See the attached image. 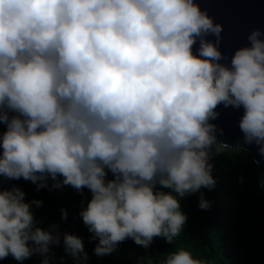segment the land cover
I'll return each instance as SVG.
<instances>
[{"label": "clouds", "instance_id": "obj_1", "mask_svg": "<svg viewBox=\"0 0 264 264\" xmlns=\"http://www.w3.org/2000/svg\"><path fill=\"white\" fill-rule=\"evenodd\" d=\"M221 32L195 0H0V174L37 190L49 178L89 189L80 216L96 256L128 238L145 249L155 237L172 243L187 220L179 197L215 186L218 105L243 107L245 142L264 155V33L254 30L228 66ZM24 198L0 189V260L38 253L50 264L58 225L37 226L31 205L43 202ZM199 207H211L203 193ZM63 246L87 259L80 237L63 234ZM160 264L213 262L178 248Z\"/></svg>", "mask_w": 264, "mask_h": 264}, {"label": "trees", "instance_id": "obj_2", "mask_svg": "<svg viewBox=\"0 0 264 264\" xmlns=\"http://www.w3.org/2000/svg\"><path fill=\"white\" fill-rule=\"evenodd\" d=\"M213 165L215 186L179 197L181 210L187 216L182 232L172 243L163 237H155L145 249L131 238L119 243L109 255L96 256L94 248L98 239L83 223L80 212L87 207L91 192L84 188L77 191L71 186H54L49 178L48 187L37 190L31 181L10 179L0 174V189L19 188L25 193V202L42 201L31 211L37 226L47 229L58 225L61 244L51 246L50 264H160L168 253L178 248L190 251L193 258L211 261L213 264H264V192L259 185L254 160L246 151H225L209 161ZM106 180L114 178L107 170ZM62 180V177H58ZM158 190L165 192L170 189ZM211 202L207 210L199 207L200 195ZM66 211L67 218H63ZM80 237L87 259L73 258L65 252L63 234ZM63 258V259H61ZM43 256L34 254L23 262L11 255L0 260V264H42Z\"/></svg>", "mask_w": 264, "mask_h": 264}, {"label": "water", "instance_id": "obj_3", "mask_svg": "<svg viewBox=\"0 0 264 264\" xmlns=\"http://www.w3.org/2000/svg\"><path fill=\"white\" fill-rule=\"evenodd\" d=\"M202 11H206L214 23L222 25L218 48L223 58L220 63L230 66L234 52L242 47H249L248 36L254 30L264 33V0H195ZM215 42L217 37L208 34L204 37ZM264 39V36L260 37ZM199 38L193 46V53L198 55ZM218 116L210 123L216 126V140L208 150V159L211 161L218 154L225 151H246L254 160L257 168L259 185L264 192V155L259 152V145L255 142L246 143L239 124L244 109L225 107L223 104L216 108ZM9 117L16 113L9 111ZM7 130V125L0 123V135ZM0 147V154H2Z\"/></svg>", "mask_w": 264, "mask_h": 264}]
</instances>
